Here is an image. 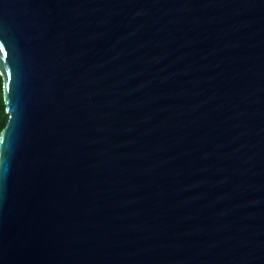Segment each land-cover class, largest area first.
Here are the masks:
<instances>
[{
    "label": "water",
    "instance_id": "1",
    "mask_svg": "<svg viewBox=\"0 0 264 264\" xmlns=\"http://www.w3.org/2000/svg\"><path fill=\"white\" fill-rule=\"evenodd\" d=\"M0 264H264V0H0Z\"/></svg>",
    "mask_w": 264,
    "mask_h": 264
},
{
    "label": "trees",
    "instance_id": "2",
    "mask_svg": "<svg viewBox=\"0 0 264 264\" xmlns=\"http://www.w3.org/2000/svg\"><path fill=\"white\" fill-rule=\"evenodd\" d=\"M8 117L9 115L6 112V104L4 101L3 78L0 74V135H1L3 128L7 124Z\"/></svg>",
    "mask_w": 264,
    "mask_h": 264
}]
</instances>
